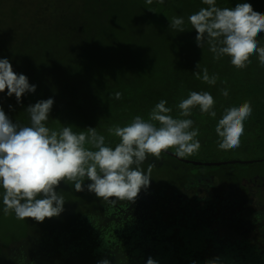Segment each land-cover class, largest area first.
Returning <instances> with one entry per match:
<instances>
[{
  "label": "trees",
  "instance_id": "obj_1",
  "mask_svg": "<svg viewBox=\"0 0 264 264\" xmlns=\"http://www.w3.org/2000/svg\"><path fill=\"white\" fill-rule=\"evenodd\" d=\"M68 1L32 0L27 8L19 10V5L0 0V3L5 2L9 7V10L6 9L7 17L0 18V28L9 30V34L15 31L17 35L10 39L6 35L7 40L2 41L0 48V59H8L17 75H25L29 84L36 86V91L25 94L20 104L13 98L15 107L12 108L10 120L21 126H30L26 108L51 98L54 104L47 121L51 130L59 131L63 126H72L73 131L79 133L96 128L99 134L105 136L106 146L114 149L119 139L108 133V128L113 125L126 126L128 119L132 121L137 115L147 120L161 99L166 100V106L173 109L170 114L174 118H183L179 116L177 107L182 99L187 98L192 91L210 92L214 95L216 117L202 114L198 107L188 117L194 121L193 127L199 129V151L189 158L177 157L171 149L162 152L158 160L149 156L142 165L145 173L148 165H153L149 187L141 190L134 203L122 201L117 204L118 209L132 207L142 213L144 199L153 195L152 191L158 192L166 181L170 186H175L178 192H184L187 187L189 191L185 192L186 196L190 193L198 195L197 185L206 179L214 180L210 192L216 193L221 204L236 211L253 206L264 209V168L256 167L260 163L264 164V158L259 157L264 156V66L260 65L258 56H251L248 67L237 70L231 64L230 57L215 60L207 44L203 48L198 47L197 33L188 17L202 7H207L202 0H165L163 4L153 0L152 5H148L146 0H78L80 6L67 8ZM239 3H248L254 11L264 14V0H216L220 8H234ZM51 7H54V14L66 7V13L58 14L60 17L53 16L52 21L49 20L45 26L46 12ZM68 14L72 15L70 19L76 24H72V28L70 20L65 18ZM173 17L184 18V32L170 27ZM34 20L40 27L34 25ZM50 24L54 25L49 31ZM22 25L28 31L48 33H43V42L35 41V45L32 44L27 51L17 52L15 48H23V45L15 47L16 38L19 39L18 35L24 33ZM84 28L88 29L87 33L83 31ZM62 34L63 38L74 40L72 50H64L63 53ZM257 39L264 46V33H260ZM43 46L44 49H40ZM184 53L189 54L195 62L192 70L185 71L187 67L181 64ZM198 63L200 69H208L210 76H219L216 85H208L195 78L193 73L198 71ZM117 68L122 70V77L116 74ZM129 70L130 76L127 75ZM164 75L166 81L175 83L187 77L185 88L182 86L180 92L163 93L159 87ZM123 79L126 82L116 90L115 84H120ZM135 83L152 88L145 97L148 101L146 113L135 109V102L131 100L138 94L137 86L132 87ZM173 88L178 89L175 86ZM223 88L231 95L242 90L243 95L231 104L228 97L221 96L220 90ZM115 92H121L122 99L116 100ZM34 99L36 101L31 104ZM249 99L253 112L244 122V134L239 147L220 150L215 127L224 109L239 106ZM24 102H27L26 106ZM57 103L59 107L55 109ZM89 183L85 180L84 191ZM225 188H228V193ZM56 191L65 198L64 210L60 217L46 219L40 224L33 219H17L14 212L5 216L3 189L0 188V239L3 243V246L0 243V262L26 264V251L32 248L29 234L33 232L37 237L36 228L41 226L53 227L55 232H46L42 238L46 236L48 239L51 235L63 245L64 252L73 248H68V244L82 243L87 249L86 256L91 254L94 261L98 262L107 258L111 264H147L149 257L157 264H194L182 257L180 249L195 246L194 253L201 251L204 245V242L198 244L206 239L200 237L202 230L195 226L184 227L182 222L172 223L165 218L163 208L168 206L166 201H155L150 206V215H144V220L130 219L123 226V222H115L111 207L110 211L107 208L109 202L96 197L94 193L77 192L73 185L63 182ZM251 215L250 212L246 217ZM255 218H258V224L264 225V215H255ZM261 237L262 243L252 241V245L246 238L233 247L229 246L233 244L230 240L225 241V246L214 242L211 248L214 251L218 247L217 252L201 261L205 264L215 261L217 255L226 249L223 253L227 260L223 264H264V236ZM252 239L255 240L254 237ZM91 251L102 253L95 256ZM193 253L190 257L195 259Z\"/></svg>",
  "mask_w": 264,
  "mask_h": 264
},
{
  "label": "clouds",
  "instance_id": "obj_2",
  "mask_svg": "<svg viewBox=\"0 0 264 264\" xmlns=\"http://www.w3.org/2000/svg\"><path fill=\"white\" fill-rule=\"evenodd\" d=\"M163 4L165 0H156ZM148 5L153 0H146ZM207 7L188 17L196 31V44L203 48L206 44L214 53V59L230 57L231 64L237 69H245L250 57L258 56L264 66V46L257 39L264 33V14L253 10L248 3H239L234 8H220L216 0H202ZM184 18L173 17L170 27L184 32ZM193 75L208 85H216L219 76L209 75L208 69H200ZM7 90V96L16 98L18 104L25 94L34 93L35 85L28 78L17 75L8 59H0V93ZM227 98L226 88L220 90ZM121 92H115L116 100L122 99ZM54 100L49 98L29 105L26 112L30 126L13 123L0 108V188L3 189V212L7 216L14 212L17 219H33L43 222L46 218L58 217L64 210L65 198L56 189L63 182L73 185L75 191H87L105 202L117 201L134 203L142 189L150 184L153 168L148 165L147 173L142 165L149 156L160 158L162 152L174 150L177 157L184 158L199 151L201 144L197 139L199 129L188 117L193 109L199 108L202 114L215 118V101L208 92L189 93L178 104L179 116L174 118L161 99L145 120L137 115L128 125H113L108 133L119 139L114 149L105 144V136L96 128H88L79 133L72 126L61 130H51L47 126ZM11 109V105L9 106ZM253 109L250 101L239 106L225 108L215 132L219 137L220 150L239 147L244 134V122L251 117ZM98 264H111L107 258ZM147 264H157L148 258ZM195 264V262H194ZM207 264H216L208 261Z\"/></svg>",
  "mask_w": 264,
  "mask_h": 264
},
{
  "label": "rangeland",
  "instance_id": "obj_3",
  "mask_svg": "<svg viewBox=\"0 0 264 264\" xmlns=\"http://www.w3.org/2000/svg\"><path fill=\"white\" fill-rule=\"evenodd\" d=\"M4 1L8 2V0H4ZM9 1L12 5L14 4L19 5L20 6L19 10H23L27 8L29 4L32 2V0H9ZM40 1L44 2V0H40ZM52 1L53 0H49V2H52ZM78 5L79 6L81 5V3L78 0H69L66 3L67 8L78 6ZM66 7L63 8L58 14H65L66 12H64V10L66 9ZM53 8L54 7L49 8L48 11L46 12L47 21L45 22V26L48 25L49 20L52 21V19L54 18L53 16L60 17V15H58L57 13L54 14ZM6 9L9 10L7 3L1 2L0 3V18L7 17ZM71 17L72 15L68 14L65 18L70 20L69 25L72 28L73 21L70 19ZM33 22H34V25H37V27H40L38 24H36V20H34ZM16 23L17 22L15 21V24ZM53 25L54 24H50V26H48L49 31L52 30L51 27ZM73 25L75 26L76 24L74 23ZM22 26H23L24 33H22L23 35L21 36L18 35L19 39L16 38L17 43L15 44V47L19 45H23V48H15L17 49L16 50L17 52L27 51L28 48L32 47V44L35 45V41L40 40L43 42V40L45 39L43 35L45 33H48V32H42L41 34H39L37 31L36 32L28 31L24 25ZM83 31L87 33L88 29L84 28ZM7 32H9V30L5 31L0 28V48L2 45V41L7 40V36H9L8 39L17 36L15 34L16 33L15 31H12L11 34ZM61 38H62L61 52L63 53L64 50L65 51L72 50L74 46L73 44L74 40H72L69 37L63 38V34ZM42 48L44 49V46L41 47L40 49ZM210 54H213V53L211 52ZM180 61L184 67H187L185 71L192 70L193 67H195L194 60L187 53L182 54ZM251 66H254V65H251ZM130 73L131 72L129 70L127 72V75L130 76ZM116 74L119 77H122V70L120 68H117ZM165 78H166V75H164V78L161 79L162 84L159 87V89L163 93L171 94L175 92H180L183 90L182 86H184L185 88L187 77H182L179 83H175L172 80L166 81ZM125 79H128V78L125 76ZM124 82L126 81L123 79L120 82V84H115L116 90H119L121 86L124 84ZM133 85H134L132 86L133 88L137 86V92H138V94H135L134 97L131 98V100L135 102V109L145 111L146 113L148 101H146L145 97L148 96L147 95L148 92L152 91V88L149 89L148 87H143L142 84H137V83ZM174 86L178 87V89L173 88ZM210 94L214 96L212 93ZM151 95H154V93H152ZM241 95H243L242 90L241 91L239 90L238 92H234L232 95L229 93L228 95L229 103L232 104V101L235 100L236 98L239 100V96ZM221 96L223 95L221 94ZM13 98H15L14 95L12 97L7 96V90H5L4 93H0V108L3 109V111L9 118L12 117L11 111H12V108L15 107L12 103ZM223 98L225 97L223 96ZM34 101H36V99L32 100L31 104H33ZM248 101H250V99ZM10 105H11V109L9 107ZM26 105H27V102H24V106ZM57 106H58V103L55 109H57ZM130 122L131 120L128 119V123L126 125H128ZM191 156L193 157V155L186 156V157L189 158ZM259 157L264 158V156H259ZM256 167L259 169L264 168V164L260 163ZM214 184H215L214 180H211V179H206L205 181L203 180L197 185L199 186V190L197 192L198 195L190 193L186 196L185 192L189 191L187 187L184 188L183 190L184 192H178L179 190L175 186H173L172 184H171L172 186H170L169 182L166 181L163 183V185L158 190V192H156L157 190H154L152 191L153 195L151 196L149 195L144 199V204L142 205V213L138 212L139 209L132 208V207L119 210L117 204H119L122 201H117V203H115L116 205L112 203H108L107 208L110 211V207H111L116 223L123 222L122 225L126 226V221L130 219L136 220L137 218L139 220H144V215H150V210H151L150 206L151 204L155 203V201L157 202L161 200L163 203L166 201L168 206L166 208H163V211L165 212V215H166L165 218L169 219L172 223L177 222L180 224V222H182V226L184 227L195 226L199 228L200 230H202L203 232L200 237L206 238L205 240L198 242V244L204 242V245L201 251H195L193 253V251L196 248L194 246L192 248H185L184 250H182L181 248L180 254L182 255V257L189 259L191 262L193 263L195 262V264H205L201 260H203L204 258H209V256L213 255V252H217L218 247H215L214 251L211 248V245L214 242H218L221 244L223 243L224 245L226 240H230L233 244H229V246L233 247L236 244L240 243V241L241 242L245 241L242 239L246 238L247 239L246 241L250 244L252 243V241L260 244L263 242L261 235L264 236V225L258 224L259 222L257 221L258 218L256 220V218L253 215H251L250 218L246 217L250 213L248 212V209H243V211L242 209L240 211H236L233 208L226 206L225 204H221L219 199L216 198L217 197L216 193H214L213 191L210 192ZM227 190L228 188H225L226 193H228L229 191ZM84 192L86 193L87 190L85 189ZM222 194H225V193L223 192ZM250 201L252 205H254L253 204L254 200L251 199ZM126 202L129 203L128 201ZM159 212H160V209H159ZM179 214H181V216H179ZM60 215L58 217H60ZM43 222L42 223L38 222V223L43 224ZM203 227L207 229V232L205 231V228ZM46 232L50 234V232L53 233L55 231L52 226H48V227L41 226L39 228H36V234L38 233L37 237L40 236V238L35 237L34 236L35 234L33 232L29 234L28 240L32 241V248L29 251L25 250L27 252L26 264H97L98 260L94 261L95 259L91 256V254H87L86 256L85 250L87 249L83 247L82 243L74 244V245H72V243L68 244V248H72V247L73 248L68 252H64L63 245L59 244V242L56 239H54V237L51 238V235L48 237V239L45 238L46 236L42 238L46 234ZM252 237H254L256 241L252 239ZM11 241L12 240L10 239V242ZM0 243H2L1 239H0ZM1 246H3V243ZM225 251L227 250L224 249L222 253H219L217 255L216 260H215L216 264L225 263V261L227 260L223 253ZM91 252L94 253L93 251ZM101 253L102 251H96V253L94 254L95 256H97ZM192 253L194 254V256H196L197 259L196 258L192 259L190 257ZM238 261H240V259ZM134 263H137V262L134 261ZM0 264H3V261H1Z\"/></svg>",
  "mask_w": 264,
  "mask_h": 264
},
{
  "label": "flooded vegetation",
  "instance_id": "obj_4",
  "mask_svg": "<svg viewBox=\"0 0 264 264\" xmlns=\"http://www.w3.org/2000/svg\"><path fill=\"white\" fill-rule=\"evenodd\" d=\"M262 188H264V185H263ZM248 212H251V214L254 217H255V215H259V216H263L264 215V209L262 207H255V206H253L251 208L248 207ZM247 218H250V217H247Z\"/></svg>",
  "mask_w": 264,
  "mask_h": 264
}]
</instances>
